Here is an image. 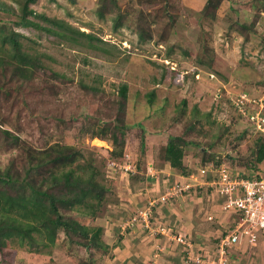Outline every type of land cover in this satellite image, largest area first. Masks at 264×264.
<instances>
[{"label": "rangeland", "instance_id": "1", "mask_svg": "<svg viewBox=\"0 0 264 264\" xmlns=\"http://www.w3.org/2000/svg\"><path fill=\"white\" fill-rule=\"evenodd\" d=\"M1 1L17 6L13 0ZM118 5L127 14L119 27L114 22L118 8L100 16V0H38L32 4L49 18L37 16L36 20L47 26L52 25L49 20H59L61 31L68 36L16 26L27 48L38 53L46 67L21 92L6 87L9 94L0 93V127L22 140L15 147L0 141V167L14 160L22 169L29 152L57 154L60 145L82 150L76 165L95 157L109 187L107 205L95 219L76 211L72 214L83 224L102 226V239L112 248L108 252L86 249L60 234L50 250L10 243L0 264H150L154 260L157 264H193L181 244H165L167 236L158 235L159 225L168 226L163 220L166 216L173 232L191 235L197 255L212 252L233 222L220 213L219 197L214 195L212 200L205 189L191 191L194 199L187 195L183 214H175L179 205H172L180 203L179 198L158 207L147 221L136 216L146 212L150 197L161 198L166 186L183 180L184 174L165 159V147L173 135L199 143L184 147L183 160L192 171L206 163L224 162L264 174V161L258 168H245L256 158L260 132L241 114L244 108L256 114L264 108V0H118ZM140 25L148 31L146 40L140 39ZM173 69L177 74L187 73L183 85L176 84ZM123 84L128 87L127 100L125 109H120ZM118 116L129 125L125 153L134 163L131 173L111 166L114 146L109 136L94 135L114 127ZM191 123L195 130L185 134ZM49 171L43 167L34 173L42 178ZM172 171L181 177L168 175ZM211 212L217 219H208ZM132 220L136 224L126 225ZM182 223L186 225L178 226ZM118 227L128 235L129 244L120 262L111 263L110 254L121 246L124 236ZM140 232L148 234L147 239L154 233L158 240L153 244L159 245V256L140 255L141 263L133 259L130 241L131 235ZM244 243L233 249V254L241 252L242 260L232 255L237 264L247 261V254L242 255Z\"/></svg>", "mask_w": 264, "mask_h": 264}, {"label": "trees", "instance_id": "2", "mask_svg": "<svg viewBox=\"0 0 264 264\" xmlns=\"http://www.w3.org/2000/svg\"><path fill=\"white\" fill-rule=\"evenodd\" d=\"M13 1L17 2L16 7L0 0V22L2 23L0 25V81L5 85H0L2 94L3 92L9 94L6 87H12L21 92L23 86L34 80L37 71L46 67L41 56L27 48L23 42L24 34L16 30V26L32 27L49 33L53 32L59 36H68L61 31L62 22L59 20H49L52 22L51 26L43 25L36 20L37 16L45 20L49 19L44 13H39L32 7V4L38 0ZM71 1L75 2V0ZM115 7L119 11L114 22L115 26L119 27L127 14L120 10L118 0H100L98 14L104 16L107 10ZM7 18H10L11 26L7 25ZM53 25L55 27L57 25V29ZM140 28V39L146 40L148 31L142 25ZM89 35L91 37V34ZM173 71L175 80L177 71L174 69ZM184 82L185 80L176 84L183 85ZM127 90V84H123L119 89L118 108L120 109L123 106L125 109ZM248 111L252 112L250 109ZM117 119L114 127H110L105 134L95 131L94 135L109 136L114 146L113 159L121 161L126 154L129 125L124 123L121 116ZM194 130L195 124L191 123L186 127L185 134ZM185 137V135H173L169 138L165 147V159L173 168L188 175L192 170L184 163V147L199 145V143L196 140H187ZM262 139L264 134L260 133L257 139L256 158L245 166L246 169L258 168V165L264 161ZM0 141L10 147L19 146L22 143L19 135L1 127ZM32 154L29 152V160L22 169L16 166L14 160L10 161L7 167H0V261L3 260L10 243L19 246L27 244L29 248L36 251H39L41 247L50 250L56 246L60 234H64L71 244L86 249L99 248L108 252L112 246L110 247L102 239L104 228L100 225L91 227L83 224L72 214L76 211L80 216L95 219L102 214L107 205L109 187L103 181L104 173L98 167L96 158L92 157L91 160L76 165L75 162L83 156V152L73 145H60L57 154L51 151ZM52 165L56 166L51 170ZM43 167H47L50 171L45 177L39 178L34 172Z\"/></svg>", "mask_w": 264, "mask_h": 264}, {"label": "built area", "instance_id": "3", "mask_svg": "<svg viewBox=\"0 0 264 264\" xmlns=\"http://www.w3.org/2000/svg\"><path fill=\"white\" fill-rule=\"evenodd\" d=\"M185 74L187 73L179 72L175 77L176 83L184 81ZM262 107L264 106L262 105ZM249 109L252 111L251 113L248 111ZM244 110V113H242L251 119L253 127L264 134V108L257 114L252 108H244ZM125 156L121 161H111V166L131 173L134 163L128 158L129 154ZM198 187L200 190L205 189L212 200H214V195L221 198L220 213L231 215L233 218V223L226 230L224 236L221 237L217 248L212 252L205 250L204 253L197 255L198 252L194 251L195 244L188 232H182L181 230L173 232L169 225L165 228H160L163 225H159L156 231L166 235L170 241L181 244L183 251L193 264H231L233 262V249L237 245L243 241L256 244L264 232V174L255 175L238 167H230L224 162L218 164L208 163L198 167L196 171L184 175L183 180L166 186L164 193L161 192V198L150 197L146 204V212H140L136 216L147 221L149 217L153 218L158 207L164 206L172 200L187 197L192 193L191 191L196 193ZM217 216V214L211 212L208 214V219L212 221L217 219ZM134 219L138 220L136 217ZM134 224L136 222L133 220L126 223V225ZM125 227L123 224V229ZM188 259L186 260L188 261ZM150 264H157V262L154 260Z\"/></svg>", "mask_w": 264, "mask_h": 264}, {"label": "crops", "instance_id": "4", "mask_svg": "<svg viewBox=\"0 0 264 264\" xmlns=\"http://www.w3.org/2000/svg\"><path fill=\"white\" fill-rule=\"evenodd\" d=\"M163 171H165V170H163ZM174 174L176 177H177V179H179L181 176L180 175H178L177 173H173V171L172 172H168V175L169 174ZM165 175V174H164ZM180 176V177H179ZM159 180V179H158ZM159 182V181H158ZM192 194L190 193V196H191ZM193 199H194V196H191ZM192 198H191V200H192ZM220 200H222L221 198H219ZM185 201H186V197H184V200H183V198H180L179 199V202L180 203H178V204H172V205H174L175 207L177 206V205H179L178 207H176V212H175V214H183V209L182 208H186V206H187V204H185ZM187 202V201H186ZM173 206V207H174ZM174 213V212H173ZM226 215H228V214H226ZM178 216V215H177ZM231 218H232V216L231 215H229ZM168 216H166V218H167ZM179 217H181V216H179ZM166 218H163V220H164V222H166L169 226H171V228H173L174 226H172L171 224H170V222H169V220H168V218L166 219ZM181 221L183 220V219H181V218H179ZM179 220V221H180ZM231 220H233V218L231 219ZM230 220V221H231ZM229 221V222H230ZM180 223V222H179ZM185 226L186 224H181V225H178V226H181V227H183V226ZM118 232L121 234V229L118 227ZM134 232V231H133ZM133 232H131V234H133ZM131 234H129V236L131 235ZM143 233L142 232H140L138 235H137V233H135V235H131L130 236V241H131V243H133V259H135V261H137V262H139L140 260H141V256L140 255H144L146 258H148V256H150V255H148V254H152V255H156V257L157 256H159V253H156V247H157V245L158 244H156L155 243V245L153 244L154 243V240H155V242H157V240H158V238L156 239V237L155 236H153V235H151L152 233H150V235H149V239H147L148 238V234H146L145 236H143L142 235ZM121 235H124V233H122ZM137 235V236H136ZM158 235H160L162 238H164L165 237V235L164 234H162V233H159ZM164 235V236H163ZM125 236V237H124ZM123 237H122V240H121V246H119V247H117V248H121L120 250H119V252H115V250L117 249H113L112 250V253L110 254V255H112V256H110V257H112L110 260H111V263L112 262H114V261H116L117 263L118 262H120V260L122 259L121 257L122 256H124V250L126 249V247L128 246V244H129V242H128V235H124ZM166 240V239H165ZM168 241H170L168 238H167V240L165 241V244L168 242ZM152 245V246H151ZM243 249H245L246 250V252H244V253H242V255L244 256L245 254H247L246 256H245V258H246V263L245 264H256V262L258 263V264H264V232L262 233V235H261V238H260V240H259V242L258 243H256V244H250V243H248V242H245L244 243V248ZM113 251H114V253H116L115 254V257L113 256ZM119 253H120V255H119ZM156 253V254H155ZM181 254V253H180ZM152 255L148 258V259H150L151 257H152ZM233 255H235L236 256V258H238L239 260H242V256H241V252L240 251H237V253L235 254V252H234V254ZM181 256V258L183 257V255L181 254L180 255ZM109 257V258H110ZM133 259H132V261H133ZM109 260V259H108ZM109 260V261H110ZM237 259H235V260H233V263L234 264H237ZM258 261H260V262H258ZM139 263H141V262H139ZM108 264H109V262H108Z\"/></svg>", "mask_w": 264, "mask_h": 264}, {"label": "clouds", "instance_id": "5", "mask_svg": "<svg viewBox=\"0 0 264 264\" xmlns=\"http://www.w3.org/2000/svg\"><path fill=\"white\" fill-rule=\"evenodd\" d=\"M185 79H186V77H185Z\"/></svg>", "mask_w": 264, "mask_h": 264}]
</instances>
